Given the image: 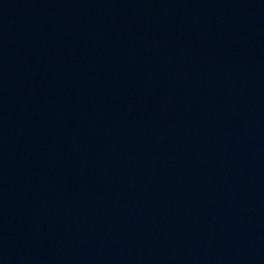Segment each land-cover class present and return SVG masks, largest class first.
<instances>
[{
    "label": "water",
    "instance_id": "water-1",
    "mask_svg": "<svg viewBox=\"0 0 264 264\" xmlns=\"http://www.w3.org/2000/svg\"><path fill=\"white\" fill-rule=\"evenodd\" d=\"M0 264H264V0H0Z\"/></svg>",
    "mask_w": 264,
    "mask_h": 264
}]
</instances>
